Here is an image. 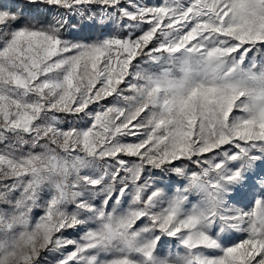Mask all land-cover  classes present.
Instances as JSON below:
<instances>
[{
  "label": "snow or ice",
  "instance_id": "obj_1",
  "mask_svg": "<svg viewBox=\"0 0 264 264\" xmlns=\"http://www.w3.org/2000/svg\"><path fill=\"white\" fill-rule=\"evenodd\" d=\"M0 264H264V0H0Z\"/></svg>",
  "mask_w": 264,
  "mask_h": 264
}]
</instances>
